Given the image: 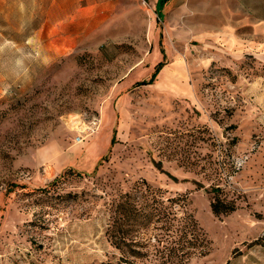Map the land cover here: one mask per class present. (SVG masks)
Here are the masks:
<instances>
[{
	"label": "rangeland",
	"instance_id": "rangeland-1",
	"mask_svg": "<svg viewBox=\"0 0 264 264\" xmlns=\"http://www.w3.org/2000/svg\"><path fill=\"white\" fill-rule=\"evenodd\" d=\"M141 181L206 233L187 264H264V0H0V264L116 263Z\"/></svg>",
	"mask_w": 264,
	"mask_h": 264
},
{
	"label": "trees",
	"instance_id": "trees-1",
	"mask_svg": "<svg viewBox=\"0 0 264 264\" xmlns=\"http://www.w3.org/2000/svg\"><path fill=\"white\" fill-rule=\"evenodd\" d=\"M163 66L162 62L158 63L150 80L138 86L152 84ZM153 165L161 170L159 163ZM165 194L162 189L141 181L135 183L131 191L111 201L109 236L111 246L119 254L117 262L111 264H187L196 255L207 254L210 243L206 233L196 219L184 211L183 198ZM180 208L182 211L178 213ZM210 209L215 216L235 211L233 204L217 196L213 197ZM256 242H264V237Z\"/></svg>",
	"mask_w": 264,
	"mask_h": 264
},
{
	"label": "built area",
	"instance_id": "built-area-1",
	"mask_svg": "<svg viewBox=\"0 0 264 264\" xmlns=\"http://www.w3.org/2000/svg\"><path fill=\"white\" fill-rule=\"evenodd\" d=\"M73 122L74 124L70 123L69 125L71 126L72 132L75 134L74 141L76 144H81L83 141L92 137L98 132L101 126L100 117L95 116L87 120L78 117V121L75 120Z\"/></svg>",
	"mask_w": 264,
	"mask_h": 264
},
{
	"label": "crops",
	"instance_id": "crops-1",
	"mask_svg": "<svg viewBox=\"0 0 264 264\" xmlns=\"http://www.w3.org/2000/svg\"><path fill=\"white\" fill-rule=\"evenodd\" d=\"M149 5L151 6V9L155 10V11H162V9L166 6L167 3L171 2L172 4L180 2V1H184V0H166V1H162V0H147ZM160 42V41H159ZM156 67V66H155ZM155 69V68H154ZM161 71V70H160ZM159 71V72H160ZM154 73V72H153ZM152 73V74H153ZM158 75V74H157ZM151 78V77H150ZM101 120V118H100ZM75 137V135H74ZM73 137V138H74ZM113 137H111L112 140Z\"/></svg>",
	"mask_w": 264,
	"mask_h": 264
},
{
	"label": "bare ground",
	"instance_id": "bare-ground-1",
	"mask_svg": "<svg viewBox=\"0 0 264 264\" xmlns=\"http://www.w3.org/2000/svg\"><path fill=\"white\" fill-rule=\"evenodd\" d=\"M72 120H74V119H72Z\"/></svg>",
	"mask_w": 264,
	"mask_h": 264
}]
</instances>
